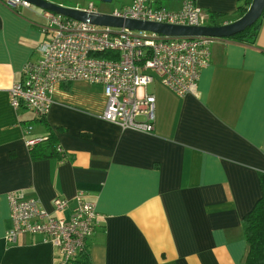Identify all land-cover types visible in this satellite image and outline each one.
Returning <instances> with one entry per match:
<instances>
[{"label":"crops","instance_id":"obj_1","mask_svg":"<svg viewBox=\"0 0 264 264\" xmlns=\"http://www.w3.org/2000/svg\"><path fill=\"white\" fill-rule=\"evenodd\" d=\"M242 2L193 1L207 13L206 26L236 20L247 8ZM209 13L220 17L210 23ZM42 15L0 2V264L61 260L38 235L5 243L10 192L62 218L81 192L99 216L85 243L90 264H245L240 221L259 199L264 175V21L252 45L211 39L194 94L177 97L158 82L145 87L155 120L153 133L143 134L100 118L99 85L58 84L42 120L9 106V86L47 40ZM25 126L32 137L51 134L63 160L31 161ZM54 198L69 209L53 212Z\"/></svg>","mask_w":264,"mask_h":264},{"label":"built area","instance_id":"obj_2","mask_svg":"<svg viewBox=\"0 0 264 264\" xmlns=\"http://www.w3.org/2000/svg\"><path fill=\"white\" fill-rule=\"evenodd\" d=\"M14 10L29 6L25 0H0ZM87 15H107L122 20L150 22L171 26H206L208 15L192 0H179L177 10L152 7L150 0H130L128 5L106 12L89 3L77 9ZM43 33L47 40L37 46L38 59L27 61L20 80L8 90L9 106L43 119L53 104L55 87L64 82L99 85L104 97L100 118L121 130L143 134L154 131V97L143 93L158 82L177 97L195 93L199 73L208 65L211 38H168L153 33L124 28L94 26L87 22L43 11ZM104 51L114 53L110 59L96 57ZM32 128H23L24 144L29 149L45 138L32 137ZM63 160V152L55 146ZM66 218L54 217L34 198L21 192L6 195L10 228L3 240L14 244L21 235H38L61 257L59 264H69L85 250L86 240L99 226L94 205L81 192ZM53 212L69 209L68 201L54 198Z\"/></svg>","mask_w":264,"mask_h":264},{"label":"water","instance_id":"obj_3","mask_svg":"<svg viewBox=\"0 0 264 264\" xmlns=\"http://www.w3.org/2000/svg\"><path fill=\"white\" fill-rule=\"evenodd\" d=\"M25 1H27L30 6L43 11H49L77 21L87 22L94 26L124 28L129 31L153 33L168 38L207 37L211 39H228L242 32L246 27L253 25L256 21H264V0H250L245 12L230 23L200 27L171 26L150 22L122 20L102 14L87 15L80 10L62 7L46 0ZM101 1L107 4L111 2V0ZM245 1L246 0H243L244 3Z\"/></svg>","mask_w":264,"mask_h":264},{"label":"trees","instance_id":"obj_4","mask_svg":"<svg viewBox=\"0 0 264 264\" xmlns=\"http://www.w3.org/2000/svg\"><path fill=\"white\" fill-rule=\"evenodd\" d=\"M250 0H246L244 5H248ZM240 16L245 12V7H239ZM220 15L211 13L209 15L210 23H212ZM260 20L253 25L246 27L242 32L230 37L238 43L252 45L258 32ZM116 56L114 53L104 51L96 55L102 59H110ZM42 120V119H38ZM54 138L51 134L45 136V140L29 148V157L31 161L40 159H54L62 161L61 156L55 152ZM258 184L260 190V197L255 202L251 210L241 218L240 226L243 240L246 245V252L244 256L245 264H264V175L258 176ZM69 264H90L86 247L84 252L74 259Z\"/></svg>","mask_w":264,"mask_h":264},{"label":"rangeland","instance_id":"obj_5","mask_svg":"<svg viewBox=\"0 0 264 264\" xmlns=\"http://www.w3.org/2000/svg\"><path fill=\"white\" fill-rule=\"evenodd\" d=\"M46 1L55 4H61L63 7H73L78 9L86 8L87 5L91 3L94 6L95 10L100 12H106L112 8H119L121 6H125L128 5L130 2V0H111V2L107 4V3H103L101 0H46ZM150 1L152 7H160L167 10L175 9L179 7V0H150Z\"/></svg>","mask_w":264,"mask_h":264}]
</instances>
